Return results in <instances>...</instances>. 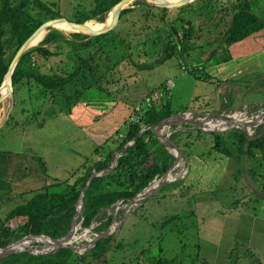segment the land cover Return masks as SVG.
I'll return each instance as SVG.
<instances>
[{
	"label": "rangeland",
	"instance_id": "1",
	"mask_svg": "<svg viewBox=\"0 0 264 264\" xmlns=\"http://www.w3.org/2000/svg\"><path fill=\"white\" fill-rule=\"evenodd\" d=\"M42 1L68 20L91 13L94 5V0ZM236 1L202 0L201 5L205 7L202 10L195 0L191 1L195 3L187 11L193 10L191 18L184 19L191 20L193 36L186 44L195 47L187 51L191 56L181 52L166 59L162 48L169 39L167 21L174 22L179 15H184L177 9L164 11L163 8L173 7H163L150 0L129 3L126 8L131 11L120 16L113 29L126 39H133L134 58L145 67L138 70L123 62L118 66L119 72L112 74L108 82L104 81L101 88L95 86L86 90L74 102L64 98V94L72 95L74 87L70 85L62 94H57L54 101L46 102L43 95L49 96L48 93L39 91L35 85H26L16 94L11 85L12 91L4 96L3 83L0 118L6 117V120L0 126V223L8 211L26 202L34 193L66 191L76 177L88 170L105 178L98 189L89 188L91 193L110 189L112 186L107 185L106 179L109 170H98L97 164L112 152L108 164L109 167L114 165L115 157L133 143L127 142L119 148L126 129L134 123L132 117L137 115L136 107L145 106L143 97L162 89L171 80L173 86L153 106L169 103L173 122L167 127L168 137L181 152V159L177 161L157 131L150 129L152 133L146 141L151 145V160L168 166L149 183L170 169L174 179L136 201L139 205L131 204V198L119 199L101 208L89 226L82 224L81 208L74 218L77 232H74L76 238L71 245L83 248L92 240L88 237H100L81 253L70 249L69 245L59 247L73 252L66 258V264H161L164 260L172 264H257L256 259L264 264V195L251 197L248 205L254 208L246 209L245 215L240 207L243 196L239 193V190L254 192L264 183V152L259 146L247 147V141L255 140L264 130V116L261 117L264 114V31L231 44L240 55L233 57L235 61L228 65L239 70L241 76L226 80L219 72L213 78L207 72L209 67L232 58L229 49L213 52V45L222 44V33L227 29L223 23L217 27L223 7ZM242 1L264 18V0ZM87 22L100 23L97 19ZM51 30L58 29L53 25L45 30V35ZM58 32L69 41L95 36L75 28L71 32ZM254 36L263 39L258 43L255 39L259 38L254 39ZM44 46L58 54L34 56L31 68L64 73L67 69L65 52L70 45L57 40ZM182 62L201 65L202 70L184 72ZM49 104L56 106L54 114H49ZM183 114H191L188 120L196 121L208 116L216 119L231 115V119H245V123L210 128L223 131H205L184 124L180 120ZM259 120L263 122L257 124ZM141 121L138 122L140 130L151 127ZM39 122H43L42 126ZM212 132L221 134L220 147L224 151L230 149V153L212 147ZM240 135L244 138L241 152ZM247 149L253 155L246 152ZM172 217L175 218L169 219ZM114 223H119L116 230L101 236ZM66 234L57 239L45 234L35 235L39 239L30 240L23 245L22 251L52 256L59 248L47 246L45 239L55 242ZM110 235L114 236V241L107 244L97 258L91 259L96 242ZM22 239H26V235L16 232L8 245ZM14 253L1 257L0 264H25L22 259L10 257Z\"/></svg>",
	"mask_w": 264,
	"mask_h": 264
},
{
	"label": "trees",
	"instance_id": "2",
	"mask_svg": "<svg viewBox=\"0 0 264 264\" xmlns=\"http://www.w3.org/2000/svg\"><path fill=\"white\" fill-rule=\"evenodd\" d=\"M118 1L94 0L91 13L82 14L80 17L70 20L83 23L87 20L97 19L103 22L105 15ZM141 1L136 0L134 3L140 4ZM195 1L196 5L203 3L202 0ZM194 4L188 3L180 7L162 9L164 11L177 9L184 15H179L180 18H176L177 20L174 22L167 21L169 39L162 48L165 59L181 52H186L191 56L187 51H191L195 46L186 43L193 36L192 24L190 19L185 20L184 18H191L190 13L193 10L189 13L187 11ZM203 8L205 7L201 5V10ZM129 11H131V8L122 9L120 16H124ZM59 16L58 11L53 10L51 6L42 0H0V86L8 71L10 61L21 44L44 21ZM219 23L226 24L227 29L222 33V44L213 45V52L219 49L226 52L231 44L255 35L259 31H264V18L260 17L242 0H237L231 5L223 7L222 16L217 23V27ZM57 40H63L64 43L70 45L65 52L67 59L66 71L58 74L41 72L37 68H31L30 63L34 56L58 54L51 52L44 46ZM41 43L39 46L29 48L20 56L11 75L14 94L26 85H35L39 91L48 93L49 96L43 95L44 99H47L46 102L48 100L54 101V97L57 94H62L61 92H64L70 85L74 87L71 90L72 95L67 94L66 96L64 94V98L68 102H74L86 90L95 86L101 88L104 81L108 82L112 74L119 72L118 66L123 62L138 70L145 67L134 58L132 51L133 39H126L115 32L114 29L103 34L87 36L85 40L81 41L66 40L58 30H51L45 35ZM44 99H42V105L46 103ZM49 106L51 112L49 114H54L56 106L54 107L51 104ZM171 115V108L169 103L166 102L160 107L152 106L146 109L142 114L141 122L146 127L153 126ZM231 118V116H228L225 121ZM261 122L263 121L259 120L257 124ZM42 123L39 122V126H42ZM140 129L141 125L138 122L129 125L126 129L119 148H123L129 141H133V143L126 147L124 153L118 156L116 166L109 170L106 175L107 185L112 187L97 193H91L89 188L98 189L105 180V178L94 176L84 191L82 207V224L84 226L91 224L93 217L101 208L108 207L119 199H131L146 187L157 174H162L167 169L166 164L159 165L158 162L150 158L151 145L147 143L146 139L152 131L148 129L138 135ZM211 135L214 137L212 147L222 153H228L230 149L226 148V151H224L220 147L221 134L212 132ZM243 141V135H240V152L242 151ZM252 145L253 147L259 146L261 151L264 152V130L255 140L247 141L248 148ZM246 152L250 154L249 149ZM111 158L112 152L97 164V169L108 168ZM37 160L41 162L39 158ZM41 166L46 171L42 162ZM91 174V170H88L76 177L69 188L63 192H36L26 202L16 205L8 211L4 220L0 223V248L6 247L16 232L21 236L45 234L52 239L64 236L71 227L73 217L77 214L76 208L80 193ZM13 223L14 226H12ZM109 223L110 219L107 225ZM113 237L110 235L98 240L92 249L93 253L90 258H97L103 248L114 241ZM72 255V250L59 248L52 256L33 255L27 251H22L10 255V257L22 259L25 264H66V258ZM256 260L257 264H260L258 259ZM161 264H172V261L164 260Z\"/></svg>",
	"mask_w": 264,
	"mask_h": 264
},
{
	"label": "water",
	"instance_id": "3",
	"mask_svg": "<svg viewBox=\"0 0 264 264\" xmlns=\"http://www.w3.org/2000/svg\"><path fill=\"white\" fill-rule=\"evenodd\" d=\"M133 1H136V0H119L117 3H115L111 10H110V15H111V18H110V22L108 23L107 26L105 27H102V28H99L97 30H90L88 31L89 34L91 35H99V34H103V33H106V32H109L110 30H112L118 19H119V16H120V13H121V10L126 8V6L133 2ZM150 1H153V2H157L159 5L163 6V7H179V6H183L187 3H190L191 1L193 0H177V1H169V0H150ZM59 21H65L67 22L69 25L73 26L74 28L78 29L79 31H85L86 30H89L86 26H85V22L83 23H79V22H75V21H71V20H68L67 18L65 17H62V16H59V17H55V18H51V19H48L46 21H44L42 24L39 25V27L21 44V46L17 49V51L15 52L14 56L12 57L11 61H10V64H9V68H8V71L7 73L5 74L4 76V79H3V82L0 86V88L2 87L4 81L5 82H8L11 86V75H12V72L20 58V56L26 52L29 48L33 47L35 44V40L37 39V37L39 35H41V33L45 30H49L50 28L53 27L54 24H56L57 22ZM37 46V45H35ZM11 88L9 89V93L11 92ZM0 101H1V98H0ZM264 114H262L261 117H263ZM226 117V116H224ZM173 117L170 116L168 118H165L163 120H161L160 122H158L156 125L154 126H151V127H148V128H144L142 130L139 131L138 135H140L142 132H144L145 130H148V129H153L157 132H159L163 127L171 124L173 122ZM4 120H6V117H2L0 118V126L3 124ZM184 124H188V125H192V126H196L197 128H200L202 129V126H203V122L202 121H196V120H188V119H180ZM203 130V129H202ZM126 149V147L124 148ZM117 158L118 157H115L114 159V165L113 166H110L108 168H106L107 170H111L113 169L116 164H117ZM166 174V173H165ZM94 176H97L95 174H91V176L89 177L87 183L85 184L84 188L82 189L81 193H80V196H79V199H78V205H77V208H76V212L78 213L81 208L83 207V195H84V191L86 190V188L89 186V183L90 181L92 180V178ZM150 184V183H149ZM148 184V185H149ZM147 185V186H148ZM146 186V187H147ZM145 187V188H146ZM144 188V189H145ZM143 189V190H144ZM141 194V193H139ZM139 194H136L134 197H132L131 200L135 199ZM80 202V204H79ZM76 216V215H75ZM75 216L73 217L72 221H71V227L70 229L72 230V227L74 225V218ZM69 233L66 234V236L68 235ZM30 236H35V235H26V238L27 237H30ZM65 236V237H66ZM25 239H22L20 241H18V243H22ZM11 245V244H10ZM51 247H55V248H59V247H66L65 245H61V244H53ZM70 249L74 250L73 247H70ZM24 249L22 248H19V249H11L8 246L4 247V248H0V258L7 255V254H10V253H14L16 251H22Z\"/></svg>",
	"mask_w": 264,
	"mask_h": 264
},
{
	"label": "bare ground",
	"instance_id": "4",
	"mask_svg": "<svg viewBox=\"0 0 264 264\" xmlns=\"http://www.w3.org/2000/svg\"><path fill=\"white\" fill-rule=\"evenodd\" d=\"M110 13L107 15V17L105 18V20L103 22H100L99 24L98 23H95V24H89L87 21L85 23V26L89 29V30H86L87 32L90 31V30H97L99 28H102V27H105L108 25V23L110 22ZM98 24V25H97ZM54 26L56 27V29H58L59 31L63 32V33H66V32H71L73 31V26L69 25L67 22L65 21H59L57 22L56 24H54ZM76 29V28H75ZM78 30V29H77ZM46 31H43L41 33V35H39L37 37V39L35 40L34 44L37 45L39 44L43 38H44V35H45ZM34 45V46H35ZM9 89H10V84L8 82H5L4 81V85H3V89H2V94L4 96H6L9 92ZM258 111V110H257ZM183 117V119H190L191 118V114H189L188 116L186 114H183L181 115ZM228 116H231V115H228ZM223 117V118H216V119H212L210 118L209 116L208 117H205V118H202L200 119L202 122H203V126H202V129L205 130V131H212L214 129H210V128H214V127H219V126H222V127H225V128H228V127H232V126H237V125H240V124H243L245 123V119H241V118H234V119H231V120H227L225 121V119L228 117ZM257 116V115H256ZM255 116V117H256ZM258 118L260 116H257ZM235 124V125H234ZM214 126V127H213ZM167 126L163 127L158 133H159V136L161 137V141L165 144H167L171 151H172V154L176 157L177 161L181 159V152L178 150L175 142L168 137V135H170V133H168L167 131ZM209 129V130H208ZM226 130V129H225ZM214 131H223V130H219V129H216ZM176 165H178V163L176 162ZM182 169V168H181ZM180 169V170H181ZM183 172V171H182ZM180 173V172H179ZM176 174V173H175ZM181 174V173H180ZM174 179V175L172 174V169L168 170L166 172V174H164L162 177L160 178H155L143 191L141 194H139L135 199H133L131 201V204H134L136 201H139L141 198H144V197H147L148 194L156 187H158L159 185L165 183L166 181H169V180H172ZM142 200V199H141ZM80 204V202H79ZM137 204V203H135ZM139 205V204H137ZM126 208L128 206H125ZM117 225H119V223H114L112 224L107 230L106 232L101 235V236H105V235H108V234H111L112 232H114L116 230V228L118 227ZM117 226V227H116ZM77 227L75 226V224L73 225L72 227V230L69 232V234L66 236V237H63L62 239H59L55 242H52L50 239L49 240H46L45 239V243L47 244V246H52L53 244H61V245H69L71 247H73L74 251L76 252H79L81 253L83 250L89 248L91 245L94 244V242L98 239V237L100 236H95L94 238L92 237H88L89 239H92L89 241V245L88 246H85L83 248H77V247H74L72 246L71 244L73 243L72 241L75 240V236H74V232L76 231ZM77 232V231H76ZM76 234V233H75ZM92 234V233H90ZM86 238V240L88 239ZM35 239H39V238H36L35 236H30V237H27L22 243H18V242H15V243H12L11 245H9V247L11 249H19V248H22L23 245L27 244L30 240H35ZM79 239V237H78ZM38 241V240H37ZM46 247V246H45ZM53 248V247H52ZM54 249V248H53Z\"/></svg>",
	"mask_w": 264,
	"mask_h": 264
},
{
	"label": "crops",
	"instance_id": "5",
	"mask_svg": "<svg viewBox=\"0 0 264 264\" xmlns=\"http://www.w3.org/2000/svg\"><path fill=\"white\" fill-rule=\"evenodd\" d=\"M257 37L259 38L258 40L255 39ZM254 39H255V42L257 41L259 43V41L262 40L263 37H261V36H254ZM251 42H253V44H255L254 43V40H252ZM235 47L236 46H234V45H230V47H228L229 51L232 53V58L231 59H227L226 58L225 59L226 61H223L220 64H216V65H213V66H211V67L208 68V71L207 72H208V74L212 78L214 77V74H217L218 72L226 80L233 79V78H237V77L241 76V73H240L239 70L234 69V68H231L230 65H228L230 62L235 61V59H234L235 56H239L240 55V53L237 52L238 51L237 48H235ZM247 47H249V46H247ZM256 49H258V51H259V48L256 47ZM234 52H236V55H235ZM220 127H222V126H220ZM262 180L264 181V179H262ZM239 187H242V186H239ZM239 193H242V196H243V197H241V201L242 202L240 203L241 211H242V213H244L246 215V213H247L245 211L246 209L250 210L251 208H254L253 205H248V202L251 200V197L259 196V194L264 195V183L261 186V188L256 189L254 192L248 193V192L240 191L239 190ZM251 210H253V209H251ZM249 215H251V214H249ZM253 217L256 218V216H253Z\"/></svg>",
	"mask_w": 264,
	"mask_h": 264
},
{
	"label": "built area",
	"instance_id": "6",
	"mask_svg": "<svg viewBox=\"0 0 264 264\" xmlns=\"http://www.w3.org/2000/svg\"><path fill=\"white\" fill-rule=\"evenodd\" d=\"M181 69L184 71V72H187V71H200L202 70V66L201 65H187L186 63H181ZM173 86V82L171 80H168L165 85L163 86L162 89H159V90H154L148 94H146L144 97H143V102H144V105L147 107V108H150L152 107L155 103H157L158 101H160L166 93H168V91L170 90V88ZM145 106L141 107V106H138L136 107V116L132 117V121L135 122H139L141 120V117H142V114L143 112L145 111ZM130 142V141H129ZM131 145V144H130Z\"/></svg>",
	"mask_w": 264,
	"mask_h": 264
}]
</instances>
